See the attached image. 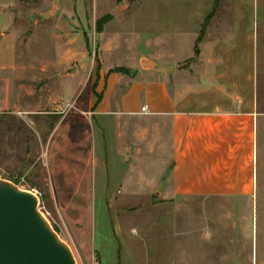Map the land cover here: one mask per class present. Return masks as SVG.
<instances>
[{
	"label": "rangeland",
	"instance_id": "rangeland-1",
	"mask_svg": "<svg viewBox=\"0 0 264 264\" xmlns=\"http://www.w3.org/2000/svg\"><path fill=\"white\" fill-rule=\"evenodd\" d=\"M198 5L193 29L184 17ZM215 6V0H0V177L39 198L77 264H264L263 115L253 199L169 200L148 183L171 167L166 128L134 120L130 133L152 132L125 135L122 150L114 151L94 109L108 76L128 83L139 70H160L161 56L183 57L198 33L246 32L248 69H256L257 56L264 63V0ZM114 165L129 166L133 182L112 183Z\"/></svg>",
	"mask_w": 264,
	"mask_h": 264
},
{
	"label": "crops",
	"instance_id": "crops-1",
	"mask_svg": "<svg viewBox=\"0 0 264 264\" xmlns=\"http://www.w3.org/2000/svg\"><path fill=\"white\" fill-rule=\"evenodd\" d=\"M199 18V5L191 16L184 17L193 29ZM165 20L174 29L172 17ZM237 35L229 32L227 36H204L198 42L196 54L198 33L183 57L171 53L161 56L160 70L152 67L139 70L137 77L128 83L112 74L94 106L104 132L111 133L110 147L114 151L122 150L125 135L130 138L137 132L144 135L152 132L150 128H139L130 133L134 120L160 122L166 128L171 167L148 178V183H153L150 187L161 188L159 193L163 192L169 200L183 197L251 200L256 193L259 118L264 116L261 111L264 68L260 69V65L264 67V63L257 56L256 69H248L244 45L241 46L243 41L248 44V35L246 32L239 33L240 38ZM183 61L185 65L179 64ZM118 81L126 86L118 87ZM142 106H147V112L140 111ZM124 118L126 125L122 123ZM130 169L128 166L122 171L114 165L112 172L117 175L111 182H120V178L124 183L133 182ZM121 171L125 173L123 177Z\"/></svg>",
	"mask_w": 264,
	"mask_h": 264
},
{
	"label": "water",
	"instance_id": "water-1",
	"mask_svg": "<svg viewBox=\"0 0 264 264\" xmlns=\"http://www.w3.org/2000/svg\"><path fill=\"white\" fill-rule=\"evenodd\" d=\"M0 264H77L31 191L0 177Z\"/></svg>",
	"mask_w": 264,
	"mask_h": 264
},
{
	"label": "trees",
	"instance_id": "trees-1",
	"mask_svg": "<svg viewBox=\"0 0 264 264\" xmlns=\"http://www.w3.org/2000/svg\"><path fill=\"white\" fill-rule=\"evenodd\" d=\"M217 3H218V0H215V5L217 6ZM215 6V7H216ZM215 10V8L213 9V11ZM201 38H202V36H201V34H199V36H198V38H197V44H196V46H195V53L196 54H198V42L201 40ZM99 100H100V97H99V99L97 100V102L96 103H98L99 102ZM96 105V104H95ZM14 183H16V182H14ZM17 184V183H16Z\"/></svg>",
	"mask_w": 264,
	"mask_h": 264
},
{
	"label": "built area",
	"instance_id": "built-area-1",
	"mask_svg": "<svg viewBox=\"0 0 264 264\" xmlns=\"http://www.w3.org/2000/svg\"><path fill=\"white\" fill-rule=\"evenodd\" d=\"M140 111H141L142 113L147 112V106H142Z\"/></svg>",
	"mask_w": 264,
	"mask_h": 264
}]
</instances>
